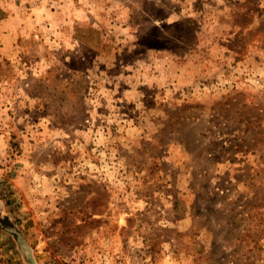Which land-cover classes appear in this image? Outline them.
Wrapping results in <instances>:
<instances>
[{"label":"rangeland","instance_id":"rangeland-1","mask_svg":"<svg viewBox=\"0 0 264 264\" xmlns=\"http://www.w3.org/2000/svg\"><path fill=\"white\" fill-rule=\"evenodd\" d=\"M0 264H264V0H0Z\"/></svg>","mask_w":264,"mask_h":264}]
</instances>
